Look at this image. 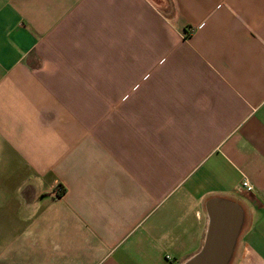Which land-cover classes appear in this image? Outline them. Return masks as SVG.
<instances>
[{
    "label": "crops",
    "instance_id": "crops-1",
    "mask_svg": "<svg viewBox=\"0 0 264 264\" xmlns=\"http://www.w3.org/2000/svg\"><path fill=\"white\" fill-rule=\"evenodd\" d=\"M213 203L264 264V0H0V264H186Z\"/></svg>",
    "mask_w": 264,
    "mask_h": 264
},
{
    "label": "water",
    "instance_id": "water-1",
    "mask_svg": "<svg viewBox=\"0 0 264 264\" xmlns=\"http://www.w3.org/2000/svg\"><path fill=\"white\" fill-rule=\"evenodd\" d=\"M217 206L216 203L208 206L211 226L203 250L186 264H229L240 233L241 217L238 214L229 224Z\"/></svg>",
    "mask_w": 264,
    "mask_h": 264
},
{
    "label": "built area",
    "instance_id": "built-area-1",
    "mask_svg": "<svg viewBox=\"0 0 264 264\" xmlns=\"http://www.w3.org/2000/svg\"><path fill=\"white\" fill-rule=\"evenodd\" d=\"M241 189H245L247 190L248 192H251L252 191V187L249 185V183L247 181H244L242 184H241ZM55 194L57 196H60V195H63L64 194V189L62 187H58L56 190H55Z\"/></svg>",
    "mask_w": 264,
    "mask_h": 264
}]
</instances>
